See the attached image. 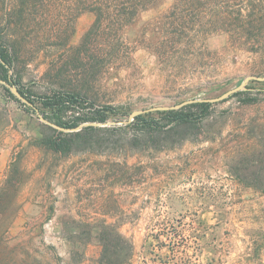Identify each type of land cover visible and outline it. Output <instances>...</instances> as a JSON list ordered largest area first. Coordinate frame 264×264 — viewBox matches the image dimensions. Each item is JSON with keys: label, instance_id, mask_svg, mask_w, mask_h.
<instances>
[{"label": "rangeland", "instance_id": "374dc122", "mask_svg": "<svg viewBox=\"0 0 264 264\" xmlns=\"http://www.w3.org/2000/svg\"><path fill=\"white\" fill-rule=\"evenodd\" d=\"M172 4L163 0L140 13L124 29L121 48L94 42L84 64L72 63L58 40L25 44L23 61L0 82V264L50 257L64 264L78 252L69 236L88 229L94 235L103 225L132 240V264H264V195L231 173L237 157L262 140L264 82H249L247 96L213 104L191 141L176 139L170 149L135 147L125 127L138 111L218 98L249 77H264V56L231 52L224 36L206 41L211 56L200 57V65L163 66L155 50ZM61 7L55 14H64ZM94 19L91 13L76 19L68 47L80 43ZM53 66H62L60 77L48 74ZM60 84L84 95L71 118L112 108L104 123H81L111 131L92 133L93 145L68 156L36 147L49 134L40 116L47 120L50 110L30 101L61 91ZM246 98L256 103L243 105ZM169 231L179 235L175 255L159 243L165 236L155 239ZM99 254L88 245L82 264H96Z\"/></svg>", "mask_w": 264, "mask_h": 264}, {"label": "trees", "instance_id": "16d2710c", "mask_svg": "<svg viewBox=\"0 0 264 264\" xmlns=\"http://www.w3.org/2000/svg\"><path fill=\"white\" fill-rule=\"evenodd\" d=\"M162 1L0 0V80L9 81L8 70L23 61L22 50L31 40L37 43L48 40L62 42L66 47V57L77 65L86 61V55L94 42L114 49L121 48L126 40L124 29L135 23L140 13L158 6ZM60 7L64 14L59 10L55 14L53 10ZM85 13L93 14L94 22L76 47H68L75 21ZM163 18L166 21L155 53L166 68L178 63L189 64L191 61L200 65V57L211 56L207 52L206 41L213 36H224L226 49L231 52L264 56V0H173L170 10ZM98 51L103 53L102 49ZM57 67L62 66H53L48 69V74L60 77L62 70H56ZM59 89L61 91L54 92L52 96L39 98L37 102L32 99L30 101L40 105L39 109L50 110L45 118L60 128L73 130L82 122L104 123L108 113L112 111L111 107L105 106L94 110L90 115L81 114L71 118L68 113L74 109L77 99L84 95L81 90L76 91L64 84H60ZM7 92L11 94L9 90ZM241 95L247 96L248 93L240 91L232 97ZM241 102L243 105H253L256 99L246 98ZM212 105L198 102L179 110L140 114L125 127L132 128V145L135 147L154 151L170 149L180 143L176 139L191 141L189 135L207 123ZM47 129L49 134L37 139L35 145L60 156H68L82 146L93 145L94 138L91 134L94 132L111 131L92 126L83 127L78 132H61L51 127ZM261 139L257 143L258 149L246 151L237 157V170L232 168L231 173L239 179H250L251 182L246 187L264 195V134ZM160 236H165V242L159 240ZM156 237L161 246L170 247L174 255L178 253L180 241L176 231L163 232ZM69 241L73 244L77 242L78 252L64 264H82L85 250L90 244L97 245L100 249L96 264L133 262L132 240L112 225H103L94 235L89 229L70 235ZM52 260L51 257L49 261L39 258L34 264H55Z\"/></svg>", "mask_w": 264, "mask_h": 264}, {"label": "water", "instance_id": "95a60500", "mask_svg": "<svg viewBox=\"0 0 264 264\" xmlns=\"http://www.w3.org/2000/svg\"><path fill=\"white\" fill-rule=\"evenodd\" d=\"M251 81H257V82H264V77H249L247 79H245L238 87L228 91L226 94L218 97V98H213V99H193V100H186V101H183L177 105H174V106H159V107H154V108H150V109H146V110H142V111H138L137 112V115H140V114H146V113H152V112H157V111H170V110H179L185 106H188L190 104H194V103H198V102H203V103H211V104H216V103H219L221 101H223L224 99H226L227 97L229 96H232L240 91H243L245 88H246V85L251 82ZM0 82H2L0 80ZM10 90L19 98L21 99L23 102L33 106L31 103H29L27 100L23 99L18 93L17 91L13 88V86H10L8 84ZM35 109V108H34ZM36 112L39 114L40 116V113L37 109H35ZM134 115L131 117V119H133ZM40 119L50 125L51 127L57 129V130H64L66 132H77V131H80L83 127H87V126H92V124H84V125H80L79 127L73 129V130H67V129H63V128H60L50 122H48L47 120H45L43 117L40 116Z\"/></svg>", "mask_w": 264, "mask_h": 264}]
</instances>
